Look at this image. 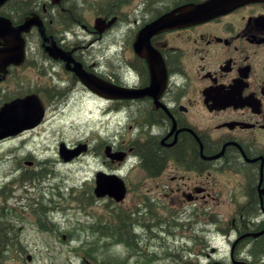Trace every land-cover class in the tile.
<instances>
[{
	"label": "flooded vegetation",
	"instance_id": "af4514ba",
	"mask_svg": "<svg viewBox=\"0 0 264 264\" xmlns=\"http://www.w3.org/2000/svg\"><path fill=\"white\" fill-rule=\"evenodd\" d=\"M208 1L0 4V164L10 168L0 186V264L28 254L15 223L25 218L47 264H60L52 240L72 248L80 232L105 242L81 241L63 264H264V0L178 19ZM67 113L79 114L82 134L59 142L58 159L41 157L40 140L55 136ZM77 161L85 171L70 195L48 183L56 162ZM99 175L121 177L131 204L100 189ZM79 195L130 212L132 242L94 230L100 220L61 231L54 217ZM114 245L131 257L97 258Z\"/></svg>",
	"mask_w": 264,
	"mask_h": 264
},
{
	"label": "rangeland",
	"instance_id": "374dc122",
	"mask_svg": "<svg viewBox=\"0 0 264 264\" xmlns=\"http://www.w3.org/2000/svg\"><path fill=\"white\" fill-rule=\"evenodd\" d=\"M61 118H62L61 119L62 122L56 124L54 127L56 129L55 136L48 137L45 145L42 144L43 140H40L41 145H40L39 151H40L41 157L49 156V157H52L53 159L54 158L58 159L59 158V152H58L59 142L62 139H64L66 140V142L72 143L75 139H77L82 134L81 130L83 129V127L79 124L80 116L78 113H67ZM83 166H84V162L82 161H77L70 165L64 164L63 162L61 163L56 162L54 165L55 171H56L55 176L51 177L50 180H47V181L48 183L52 185V187L55 185L61 186L65 194L70 195L71 187L74 184L77 185L82 182V178H83L84 171H85ZM8 169H10L8 165L0 164V186H2L3 184L2 182L6 178L4 176L6 175ZM6 179H9V178H6ZM5 182H8V180ZM14 186L17 189L18 194H21V193L24 194L27 192L28 196H31L34 193V189H31L32 188L31 185H30L31 186L30 189H28L29 191H26L24 186H22V184L20 183H15ZM74 194L75 193H73L72 195ZM67 199H70L69 204L72 205L73 207L69 209L68 211L60 212L56 214V216L54 217L56 221L63 222L61 226H65V228H61L62 229L61 231H66V229H68V226L77 225L78 223L83 225L88 220L98 221L100 219H103L104 221H106L107 217H109L110 214H112V210L116 209L115 206H113V204L108 203V200L98 201L95 206H91V205H86L87 203L85 202L84 196L79 195V201L74 200L73 198H67ZM123 204L126 206L131 204L130 196L126 197ZM89 214L91 215V217H89ZM189 219L191 220V216L189 217ZM15 223H18L19 225L24 226L23 230L21 231L20 238L23 244L25 245V248L28 254H23L22 260L9 261L7 259V261L9 262L8 264H47V263H50V259L47 258V255L45 253L46 244H44L43 241L39 242L37 230L35 226L33 225L32 221L25 218L20 221H15ZM83 231L86 232V230H83ZM76 237L79 242L78 243L72 242V248H69L65 244H60L56 242L55 239L52 240L53 244H52L51 252L54 255L55 253L58 252L57 254H58V259H59L60 264H63L64 259L65 258L68 259V256L72 257L73 259L74 249L81 247L80 242L85 239L87 241H91L92 244L98 243L99 247H101L99 240L103 243L105 242V239H100V236L97 234L92 235L91 238L90 237L85 238L83 236V232H80L79 236H76ZM38 244H39L38 252H37V255H35ZM180 246L181 245H177L171 242L168 243L169 249L177 248ZM40 249L43 251L42 254H40ZM100 249L101 250L96 254L99 260L102 258L110 257L112 260L124 261V259L127 256L131 257L132 255V252L128 254L127 253L128 249H123L121 246H115V245L110 246L106 251H105V247L100 248ZM177 253L182 254L183 252L178 250ZM28 255L32 256L31 260H28L26 258L28 257ZM34 255L36 257H34ZM38 258L41 259V262ZM33 260H38V261L34 262ZM133 261L136 262L135 258H133V260H130V262L127 261V263L132 264ZM171 263H172V259H165L163 261H160L158 259L153 264H171ZM68 264L70 263L68 262ZM75 264H78V262H75Z\"/></svg>",
	"mask_w": 264,
	"mask_h": 264
},
{
	"label": "water",
	"instance_id": "95a60500",
	"mask_svg": "<svg viewBox=\"0 0 264 264\" xmlns=\"http://www.w3.org/2000/svg\"><path fill=\"white\" fill-rule=\"evenodd\" d=\"M4 1L5 0H0V4H2ZM250 1L254 0H210L201 4L187 5L183 8V17L180 20L185 22H196L199 20L203 21L206 18L225 13L234 9L235 7H238ZM111 94H114L111 95L112 97H114L117 92L115 93L113 91ZM66 150L68 149H66L65 146L61 147L62 156L68 159L69 155L67 154ZM112 178L115 179L114 183L109 180H105V184L102 183V185L104 186V190L107 191V189L113 187L114 193H111L110 195L114 197L117 202H122L125 199L127 193V187L125 185V182L117 175L113 176Z\"/></svg>",
	"mask_w": 264,
	"mask_h": 264
},
{
	"label": "trees",
	"instance_id": "16d2710c",
	"mask_svg": "<svg viewBox=\"0 0 264 264\" xmlns=\"http://www.w3.org/2000/svg\"><path fill=\"white\" fill-rule=\"evenodd\" d=\"M130 217H131V213L128 212L125 208H121V209L116 208L115 210H112V214H110V216L107 217L106 221L100 219V221L103 223L96 225V228L94 230L101 233L103 236L108 235L110 237H116V238L120 237L122 240H125L127 243H130L132 242V238L130 237V234L126 232L129 229V224L127 223L130 221ZM116 220H119L121 222L120 228L115 226ZM119 229L122 232H118ZM3 232H5V230L2 227H0V250L3 247L2 244Z\"/></svg>",
	"mask_w": 264,
	"mask_h": 264
},
{
	"label": "bare ground",
	"instance_id": "6f19581e",
	"mask_svg": "<svg viewBox=\"0 0 264 264\" xmlns=\"http://www.w3.org/2000/svg\"><path fill=\"white\" fill-rule=\"evenodd\" d=\"M182 11H183V9H181V14L179 15V17H178V19L180 20L183 16H182ZM169 19V18H168ZM168 19H163V21H167ZM1 22H4V21H1ZM105 87H107V89L108 90H110V92H108L109 94L110 93H112L113 91L116 93L117 91H116V89L114 88V87H110V86H108V85H106V84H103ZM110 95H114V94H110ZM117 95V94H116ZM99 177H100V179H99V188L100 189H104V186L102 185V183H104V181L105 180H109V181H111V182H115V179L114 178H105V177H103V176H101V175H99ZM107 192H109V193H114V188L113 187H111V188H109V189H107ZM5 233V232H4Z\"/></svg>",
	"mask_w": 264,
	"mask_h": 264
}]
</instances>
